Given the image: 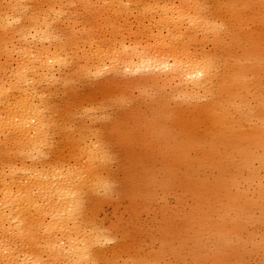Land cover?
<instances>
[{
    "label": "bare ground",
    "instance_id": "bare-ground-1",
    "mask_svg": "<svg viewBox=\"0 0 264 264\" xmlns=\"http://www.w3.org/2000/svg\"><path fill=\"white\" fill-rule=\"evenodd\" d=\"M0 264H264V0H0Z\"/></svg>",
    "mask_w": 264,
    "mask_h": 264
},
{
    "label": "rangeland",
    "instance_id": "rangeland-1",
    "mask_svg": "<svg viewBox=\"0 0 264 264\" xmlns=\"http://www.w3.org/2000/svg\"><path fill=\"white\" fill-rule=\"evenodd\" d=\"M88 18H91V16H88ZM90 20H92V19H90ZM85 89H86V86H83V87H81L80 91H83ZM61 96L63 97V94H61L60 97ZM77 123L80 124L81 120L78 119ZM114 216L115 215H114L112 207H105L104 211L101 213V218L104 219L107 222L113 221L114 220Z\"/></svg>",
    "mask_w": 264,
    "mask_h": 264
}]
</instances>
